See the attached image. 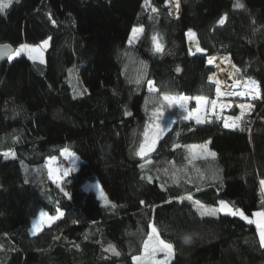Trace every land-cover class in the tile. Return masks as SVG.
Here are the masks:
<instances>
[{
	"label": "trees",
	"instance_id": "1",
	"mask_svg": "<svg viewBox=\"0 0 264 264\" xmlns=\"http://www.w3.org/2000/svg\"><path fill=\"white\" fill-rule=\"evenodd\" d=\"M168 1L12 0L0 12V45L49 39L43 63H0V264H138L151 226L172 245L169 264H264L255 226L217 209L221 200L246 216L264 209V0H178L175 18ZM134 27L142 31L128 45ZM188 31L202 53L191 54ZM221 55L259 91L235 128L193 123L191 106L162 100L204 97L209 105L206 60ZM163 113L169 128L144 162L137 150ZM205 144L215 173L199 185L167 173L165 186L153 179L154 163L174 173L189 146ZM64 149L80 163L55 185L46 162H61ZM94 180L111 204L83 188ZM42 210L62 216L30 236Z\"/></svg>",
	"mask_w": 264,
	"mask_h": 264
},
{
	"label": "rangeland",
	"instance_id": "2",
	"mask_svg": "<svg viewBox=\"0 0 264 264\" xmlns=\"http://www.w3.org/2000/svg\"><path fill=\"white\" fill-rule=\"evenodd\" d=\"M179 5V2H178ZM167 6H168V11L171 12V15L176 16L179 14V10L177 14H174L172 12V10L170 11V5H169V1L167 2ZM136 29H141L139 27H134ZM132 28V30L134 29ZM131 30L130 34H129V38H128V45H133L136 43L139 35L141 34V31L133 34V31ZM192 33H194L193 31H191ZM189 31L186 33L187 38L189 39L188 41V48L190 50V52L193 54H199L200 50L194 52V47L197 48L194 40H195V36H189L188 35ZM45 41H47V44H45ZM22 45H27L29 46V48L32 49H36V51L33 52H29L28 49H24L23 51H21L19 56H16L15 53L17 51V49H19ZM49 46V39L43 40L37 44H20L18 45L14 52L10 55L13 58L10 60L8 58V61H13L14 59H17L21 56H24L26 58L29 59V56H32L33 61H37V62H41V60L44 62V55H45V51ZM198 49V48H197ZM215 57H226V55H221V56H215ZM238 69L236 68V71H234L232 73V75L227 76L228 78H226V87L224 88L225 90L220 91L221 95L217 96V81L219 80V78L216 76L217 75V70L214 69L213 74H212V79L214 80V86H215V98L212 101H215L216 104L215 106H213V108L211 109V103L212 101L209 103V105L207 104V102L205 101V103L202 104H198L196 99H189L186 103H184L182 106L180 103H176L179 107H183L185 108H189V106H191V109L189 108L187 110V116L188 119L193 121V123H197V119H199L200 121L206 122V121H210V120H214V119H227L228 117H235L236 115H234L235 113H237V110L239 109L240 112L243 113H250V110L253 109V105H252V101H249L251 103H247L245 101H247V98L250 99H259V91L257 88V92L255 95H253L252 92H250L249 94H247L249 92L250 89H252L253 85H249L247 83V79H237L236 75L238 74ZM71 70L68 74V80L69 83L72 86V82H75L77 84L76 88L72 87V96L73 97H80L83 93H82V86L79 83V80L76 76V74ZM76 76V77H75ZM257 87V86H256ZM149 89V86H148ZM226 92H232L234 93L233 95H224L223 93ZM239 92H245L246 94L241 96V95H236L235 93H239ZM255 92V91H253ZM175 97V96H174ZM257 97V98H254ZM244 104L245 108L242 110L239 105ZM221 105H223L224 107H221ZM250 106V107H249ZM236 108H238L236 110ZM233 112V113H232ZM220 115V116H218ZM239 116V115H237ZM243 117V116H242ZM169 117L167 114L163 113V114H159V116L156 118V120L154 122H152L150 124V126L147 128L148 130V137L147 139L145 138V132H144V138L142 143L140 144L138 150H137V156L141 159L144 160V162L148 161L149 159H147V157L149 156V154H151L152 152H154L156 146H157V142L160 140V138L162 137V135L167 131V129L169 128ZM242 120V119H241ZM230 125L232 123V121L228 122ZM158 126V128H157ZM155 140V143L153 144L152 141ZM141 145H144V150H143V155H139L138 153L140 152L141 149ZM206 145V149L201 147L203 145H199V146H194V147H189L186 152L185 155L187 153V163L185 162V164L177 169L173 170L170 169V166H158L156 163H154L151 167L153 170V179L155 178V180H157L159 182V184L161 186H165L166 181L160 177V174H164L167 173L169 176L171 175L172 179L173 177H184L188 183L190 185L193 186H197L199 185L202 180L206 179V176H208L209 173H215V171H211L212 168V163L211 160L213 158V156L209 155V153H214L210 148L208 144ZM69 152H71L70 150H68ZM79 160L75 155H72L71 157H65L61 155V162H59V159L57 157L54 158H49L46 162V168H47V172H48V176L49 179L55 184V185H59L60 181L67 176L71 171H74L78 168L79 166ZM52 169V173H51V178H50V173H49V169ZM65 172H68L67 175H64ZM151 178V177H149ZM83 188L85 190H91L95 193L97 199L100 201V203L102 205H109L111 204V201L107 198L108 203H104V200L101 198V192L103 193V195L105 197H107L105 195V193L103 192L101 186L99 185L97 180L94 181H88L86 183H84ZM261 192H262V196H263V202H264V185H262L261 183ZM200 212H203V210H200ZM220 212V211H219ZM41 213H44V217L41 218ZM61 211H58L56 215L51 216L49 215L47 212L45 211H40L38 213V215L36 216V218L31 222V225L28 229V234L30 236H34L36 235L38 232H40L44 227L51 225L54 221H56L58 218H60L62 216ZM153 228H155L154 226H151L150 228V236H153V239L149 242V238L146 242H149V248H153V247H157L159 248V245L157 243V241L155 240V236L159 237V240H162L157 232L156 229V233L153 234ZM164 241V240H162ZM164 243L169 244L167 242L164 241ZM145 245V244H144ZM137 258H141L140 260H138ZM135 258V262L138 264H149L148 259L146 258V254H145V247L143 249V253L139 256ZM173 258V249L172 252L170 254L167 253L166 250L160 249L156 252L155 254V261H165L166 264H169V262L171 261V259Z\"/></svg>",
	"mask_w": 264,
	"mask_h": 264
},
{
	"label": "snow or ice",
	"instance_id": "3",
	"mask_svg": "<svg viewBox=\"0 0 264 264\" xmlns=\"http://www.w3.org/2000/svg\"><path fill=\"white\" fill-rule=\"evenodd\" d=\"M12 2V0H7V2H2L0 3V12H3L5 9H7L10 5V3ZM145 2L147 3V0H145ZM235 7L237 8H241L243 7L242 4H240L239 2L235 5ZM153 12L156 11L155 8L152 9ZM220 23H223V18H221V20L219 21ZM133 34H136L140 31H142V29H136L134 28L133 30ZM189 36H194V33H192L191 31H189L188 33ZM153 39L155 40L156 37L154 36ZM45 44H47V41H45ZM24 49H28L29 52H33V51H36V49H32V48H29V46L27 45H22L19 49H17L15 55L16 56H19L21 51H23ZM157 51L161 50V47L160 46H157L156 48ZM199 50V49H198ZM13 57L12 56H9V59L11 60ZM29 59H32V56L30 55L29 56ZM214 59V58H213ZM41 63H43V61L41 60ZM209 63H212V60L210 59L209 60ZM177 71L179 72V69H177ZM209 79L211 80L212 78L209 77ZM137 83H140V80L138 79L136 81ZM149 90L150 91H156V89L152 86V82L149 81ZM249 85H255V81L253 80H249L247 82ZM224 95H233L234 93L232 92H226V93H223ZM236 95H245L246 93L245 92H239V93H235ZM221 95V92H220V88H219V81H217V96H220ZM190 98L188 97H184V96H180V97H172L170 95H163L162 96V100H164L165 102L169 103V104H176V103H180L181 106L186 103ZM196 101L198 104H202V103H205V98L204 97H196ZM212 104L213 106H215L216 102L215 101H212ZM221 107H224L223 105H221ZM239 107L243 110L245 108V105L244 104H241L239 105ZM250 107V106H249ZM242 116H243V112L241 113L240 116H235V117H228L227 120L225 121V124L224 126L225 127H239V121H241L242 119ZM228 121H232L231 125L228 123ZM202 121H200L199 119H197V123H201ZM158 128V126H157ZM148 137V130L146 129L145 131V138L147 139ZM152 143L154 144L155 143V140L152 141ZM189 147H194V146H189ZM203 148L206 149V145H203L201 146ZM143 150H144V145H141V149H140V152L138 153L139 155H143ZM7 155V154H5ZM62 156H65L66 158L67 157H71L73 154L71 152H69L67 149H64L61 153ZM209 155L211 156H215V153H209ZM49 173H50V178H51V173H52V169L50 168L49 169ZM68 172H65L64 175H67ZM262 185H264V181H261ZM101 198L104 200V203H108V200H107V197H105L103 195V193L101 192ZM220 211H225L226 214L228 215H239L241 217V219H246V217L244 216V213L242 211H240V209L236 208L234 205L233 206H229L225 201L221 200L220 202ZM62 214V213H61ZM203 214H206V215H215V211L213 212H209V213H203ZM41 218L44 217V213H41ZM252 221H249V223H251ZM153 234L156 233V229L153 228ZM153 239V236H150L149 237V242ZM155 240L157 241L158 245H159V248L157 247H153V248H149V242H145V254H146V258L148 259L149 261V264H166L165 261H155V254L158 250L160 249H163V250H166L168 254H170L172 252V245L171 244H166L164 243V241L162 240H159V237L158 236H155ZM261 244L262 246H264V231L261 232ZM114 254H117L118 253H115V250L112 249ZM138 260H140L141 258H137Z\"/></svg>",
	"mask_w": 264,
	"mask_h": 264
},
{
	"label": "bare ground",
	"instance_id": "4",
	"mask_svg": "<svg viewBox=\"0 0 264 264\" xmlns=\"http://www.w3.org/2000/svg\"><path fill=\"white\" fill-rule=\"evenodd\" d=\"M169 5L170 9L174 14L178 13L179 10V5H178V0H169ZM194 52L198 51L196 47H194ZM214 58V59H213ZM212 60V63H209V60ZM206 65L212 66L217 70V77L219 78V88L220 91L225 90L224 88L226 87V78L227 76L232 75L234 71H236V68L233 66L230 57H209L206 60ZM226 91V90H225Z\"/></svg>",
	"mask_w": 264,
	"mask_h": 264
},
{
	"label": "crops",
	"instance_id": "5",
	"mask_svg": "<svg viewBox=\"0 0 264 264\" xmlns=\"http://www.w3.org/2000/svg\"><path fill=\"white\" fill-rule=\"evenodd\" d=\"M260 186H261V183H260ZM217 209L218 210L220 209V203L218 204ZM220 212L226 214L225 211H220ZM236 216L240 217L239 215H236ZM244 216L246 217V219H243V220H245L246 222L249 223V221H252L250 224L255 226L256 231H257V235H258V239H259L260 244H261V232L264 231V209L260 210V211H256L249 216H246V215H244ZM261 246H262V244H261ZM262 247H264V246H262Z\"/></svg>",
	"mask_w": 264,
	"mask_h": 264
},
{
	"label": "built area",
	"instance_id": "6",
	"mask_svg": "<svg viewBox=\"0 0 264 264\" xmlns=\"http://www.w3.org/2000/svg\"><path fill=\"white\" fill-rule=\"evenodd\" d=\"M170 11H171V9H170ZM169 14L171 15V12H169ZM171 16L175 18V17H177L178 15H176V16L171 15ZM214 69H215V68H213L212 71H214ZM211 78H212V76H211ZM210 81H211L212 84H214V80H213V79H211ZM248 81H249V80L247 79V82H248ZM256 86H257V84L255 83V85L252 86V89H250L249 92H248L247 94H249L250 92H252L253 95H255L256 92H257V88H258V86H257V87H256ZM253 91H255V92H253ZM254 98H257V97H254ZM253 100H254V99L247 98V101H245V102H247V103L249 104V103H251V102H249V101H253ZM212 108H213V104L211 103V109H212ZM237 109H238V108H236V110H237ZM252 110H253V109H252ZM252 110H250V113L252 112ZM232 113H233V112H232ZM241 113H242V112H240V110L238 109V110H237V113H235L234 115H236V116L239 115V116H240ZM250 113H243V117H242V118L247 117ZM218 116H220V115H218ZM214 120L220 121V122H222V124L224 125V124H225V121H226L227 119H224V118H222V119H217V118H216V119H214ZM228 122H230V121H228ZM226 128H233V127L229 126V127H226Z\"/></svg>",
	"mask_w": 264,
	"mask_h": 264
},
{
	"label": "water",
	"instance_id": "7",
	"mask_svg": "<svg viewBox=\"0 0 264 264\" xmlns=\"http://www.w3.org/2000/svg\"><path fill=\"white\" fill-rule=\"evenodd\" d=\"M13 52H14V49L10 45H0V63L3 61H6ZM200 53H202V52L200 51ZM191 54H193V53H191ZM206 66L209 69L213 70L212 66H208V65H206Z\"/></svg>",
	"mask_w": 264,
	"mask_h": 264
}]
</instances>
